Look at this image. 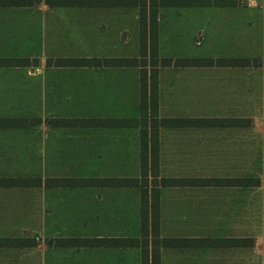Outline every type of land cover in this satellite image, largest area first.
<instances>
[{"label":"crops","instance_id":"crops-1","mask_svg":"<svg viewBox=\"0 0 264 264\" xmlns=\"http://www.w3.org/2000/svg\"><path fill=\"white\" fill-rule=\"evenodd\" d=\"M247 18V7L236 2L222 5H162L158 0H35L27 5L16 0L0 2V264H142L141 245L110 241L143 237L142 187L105 184L100 179L140 178L142 160L158 163L159 181L211 178L162 175L161 163L188 160L198 154L200 146L208 148L216 128L246 127L240 122L209 121L237 117L204 115L215 113V93L225 88L228 77L212 73L213 67L223 66H158L154 75L148 55L144 58L148 57L145 67L46 64L47 72L24 76V67L37 69L41 64L23 65V33L53 35L56 49L91 52L59 58L99 61L139 58L140 34H149L155 19L159 58H240L218 53L194 54L195 45L200 43L193 38L206 35L204 42H207L212 33L245 34ZM183 35H188L191 42L184 44ZM232 40L239 43L237 37ZM24 81H31L32 85L24 87ZM24 88L32 93V103L37 102L36 112L50 115L51 121L24 123ZM153 94L155 104L151 100ZM166 118L206 120L162 122ZM28 129L30 136L24 137ZM28 146L31 149L25 148ZM204 153L210 152L207 149ZM25 155L38 161L63 163V171L54 172L45 181L41 176H23ZM65 163H69L70 171L65 169ZM24 177L39 178L40 182L31 186L16 182ZM61 178L75 182L57 184L55 179ZM152 179L154 176L149 172L150 198ZM214 187L247 186L155 187L159 236L151 233L147 236L149 264L154 248L159 249L158 264H248L247 246L240 243L244 237L214 235L213 216L210 220L209 214L203 217L195 212L193 216L198 201L184 197ZM24 188L42 190L46 195L45 218L51 231L48 241L88 239L91 243L50 242L45 246L38 243L36 248L25 252ZM158 238L180 241L165 246L156 241ZM222 238H228L227 242L238 238V242L215 243V239ZM28 258L30 263L26 261ZM256 264L262 262L258 259Z\"/></svg>","mask_w":264,"mask_h":264},{"label":"rangeland","instance_id":"rangeland-1","mask_svg":"<svg viewBox=\"0 0 264 264\" xmlns=\"http://www.w3.org/2000/svg\"><path fill=\"white\" fill-rule=\"evenodd\" d=\"M34 1L31 0V2ZM187 2L194 4H210L212 2L233 4L236 2L247 7L248 28L245 34L239 35L240 38L238 35L227 32L212 33L208 35L209 41L207 42H204L206 35H196L193 38L198 44L200 43L199 46H193L195 48L194 54L203 52L198 54L213 56V54L218 53L221 56L230 55L240 57L237 59H248V62H242L248 65L213 67V75L216 77L227 76L228 80L224 81L225 88L215 93V113L204 114L207 116L237 117L242 119L243 122L240 123H244L246 127L216 128L213 132V142L209 143L208 148L200 146L197 150L198 154L188 157V160L161 163L160 172L162 175L168 176H204L211 177L210 179L217 177L259 178V186L199 189L197 193L184 195V197H190L194 200L193 202L198 201V207H195L197 211L195 208L192 210L193 216H195V212L203 217L209 214V220L213 216L214 235L244 237L240 239V243L247 246L248 264H256L258 259L264 264V0H189ZM224 24L226 25V22ZM183 37L182 42L184 44L191 42L188 35H183ZM233 37H237L239 43L233 41ZM22 38L23 58L28 59L30 63L41 64V67L37 69L24 67V76L47 72L46 64L55 65L54 61L61 55L84 56L91 53L89 50L74 48L60 49L58 47L56 49L53 35L23 33ZM242 39L245 41L242 42ZM49 40L51 41L49 42ZM147 58L141 61H147ZM149 58L152 61L150 56ZM48 61L51 62L48 63ZM231 77H234L233 79L236 81H232ZM28 85H32V82L24 81V87ZM31 96L32 93L24 88V123L31 124L39 121L47 123L51 121L50 115L36 112L34 106L38 104L36 105L37 102L32 103ZM25 131L24 137H29L31 130ZM25 148L31 149L30 146ZM207 149L210 153L205 155L204 151ZM68 166L69 163H65V169L70 171ZM62 167L63 163L38 161V159H32V156L25 155L22 172L23 176H41V179L45 181L46 177L51 176L54 172H62ZM37 191L32 188H24L23 191L22 242L25 252L36 248L38 243L45 246L50 242L65 245L90 242L88 239L85 241L83 239L48 241L47 236L51 231L45 218L46 195L42 190ZM225 239L228 238L215 239V243L238 242V238H233L229 242ZM129 240L126 242L130 243ZM260 254L262 255L261 259L259 258ZM26 261L30 263L29 258Z\"/></svg>","mask_w":264,"mask_h":264},{"label":"trees","instance_id":"trees-1","mask_svg":"<svg viewBox=\"0 0 264 264\" xmlns=\"http://www.w3.org/2000/svg\"><path fill=\"white\" fill-rule=\"evenodd\" d=\"M6 0H0V2H5ZM154 1V0H152ZM162 5H170L174 3H188L187 0H158ZM186 1V2H184ZM217 1V0H216ZM17 3H22L27 5L31 0H16ZM215 5H222L224 3H210ZM209 3H200L199 5H210ZM155 19L151 22L152 29L148 34L142 32L140 34V56L139 58H104L103 61L98 59H89V58H58L55 62L57 66H97V65H107V66H142L145 67L148 65V61H141L146 56H150L152 61L151 73L156 74V68L158 66H236V65H248L242 62H248V59H237V58H159L157 53V33L155 31ZM23 65L29 63L28 59H22ZM51 61H48V63ZM241 62V63H240ZM146 74V70L143 71ZM145 85V81H144ZM153 104L156 103L155 94L152 95ZM206 119H162L164 123H187V122H202ZM210 122L216 123H237L243 122L242 119L238 118H215L209 119ZM156 161L148 162L147 160H142L141 162V177L140 178H120V179H100L105 184L112 185H123V186H141L142 187V238L141 239H130L131 244L141 245L142 246V264H149V252L146 248L148 243L147 236L151 233L152 236H159V210H158V190L155 189L156 186H188V185H214V186H256L260 184L259 178L254 177H245V178H162L160 181H157V165ZM149 172L154 176L152 179V196L150 198L148 191V174ZM17 183L23 186H31L38 184L39 179L32 178H21L16 181ZM52 182H54L52 180ZM55 182L60 185H70L72 182H75L74 179L61 178L55 179ZM151 199V200H150ZM149 217H151V222H149ZM149 222V224H148ZM101 240L100 242H103ZM114 243L124 244L126 241L124 239H112L110 240ZM159 243L163 245H170L172 243L179 242L178 239H156ZM91 243V242H88ZM159 249H153L151 253L152 264H158L159 262Z\"/></svg>","mask_w":264,"mask_h":264}]
</instances>
